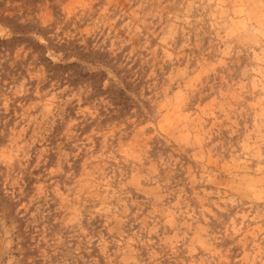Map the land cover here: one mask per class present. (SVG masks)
I'll return each mask as SVG.
<instances>
[{"label": "clouds", "instance_id": "clouds-1", "mask_svg": "<svg viewBox=\"0 0 264 264\" xmlns=\"http://www.w3.org/2000/svg\"><path fill=\"white\" fill-rule=\"evenodd\" d=\"M0 264H264V0H0Z\"/></svg>", "mask_w": 264, "mask_h": 264}]
</instances>
